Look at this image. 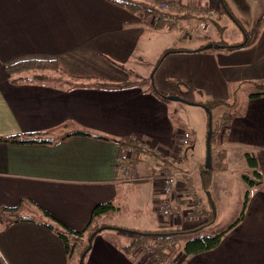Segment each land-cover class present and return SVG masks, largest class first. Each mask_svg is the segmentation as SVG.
Listing matches in <instances>:
<instances>
[{
    "label": "crops",
    "instance_id": "crops-1",
    "mask_svg": "<svg viewBox=\"0 0 264 264\" xmlns=\"http://www.w3.org/2000/svg\"><path fill=\"white\" fill-rule=\"evenodd\" d=\"M165 1L200 10L212 5L205 0ZM168 30L143 24L139 16L108 0H0V138L68 125L54 136L61 139L85 132L108 139L74 136L55 146L0 142V214L3 209L9 212L20 207L17 214L31 220L10 226L0 221V251L9 264H69L62 241L43 225L52 223L43 211L81 232L96 206L116 205L115 212L95 220V228L104 229L93 240L85 264H145L143 257L133 258L124 250L135 235L109 227L144 233L186 230L205 221L198 217L194 225H188L182 218L189 212V193L195 190L197 198L202 197L201 171L207 153L193 166L184 160L181 164L187 163L186 170L174 160L172 171L178 169L180 174L172 199V207L180 210L174 225L168 226L159 213L156 221L142 220L138 226H125V219L117 216L130 205L132 213L145 217L146 199L155 211L161 174L169 166L150 159V151H179L177 143L184 133L190 134V141L197 137L173 116L175 107L169 104L183 102H164L134 80L143 78L135 74L134 64H147L144 77L149 79L163 53L178 47L181 40L176 38L170 46ZM254 33L252 44L240 50L218 49L215 45L221 41L211 40L205 45H211L208 51L172 54L154 74L159 91L197 103L200 110V102L236 101L225 113L230 123L221 142L215 144L216 151L225 150L227 168L233 158L242 162L246 154L256 155L263 175L256 187L243 180L250 198L244 220L219 247L195 256L178 251L175 264H264V96L251 98L261 93L258 87H264V13ZM29 59L54 60L65 74L54 73L52 83L15 85L7 67ZM84 78L137 84L69 88L86 83L75 82ZM249 87L253 90L247 91ZM204 126L208 133L206 119L199 125L201 130ZM127 138L137 139L147 153L131 166V176L122 178L119 143Z\"/></svg>",
    "mask_w": 264,
    "mask_h": 264
},
{
    "label": "trees",
    "instance_id": "trees-1",
    "mask_svg": "<svg viewBox=\"0 0 264 264\" xmlns=\"http://www.w3.org/2000/svg\"><path fill=\"white\" fill-rule=\"evenodd\" d=\"M109 2L126 9L131 14L139 16L141 18V22L146 25H151L156 30H163V29H171L180 23L182 20L187 19H196V16H182L180 14L173 13L171 11H167L162 9V4L166 2L165 0H108ZM224 4V7L227 9L228 13L230 12L228 7L226 6L224 0H221ZM242 7L246 9V1L245 0H237ZM171 5L178 6L179 8L181 5L174 3V2H168ZM197 9V8H196ZM203 9V8H202ZM201 11L200 9H197ZM205 10V9H203ZM230 15L231 12H230ZM153 18H157L154 22H152ZM191 19V20H193ZM237 23L240 24V22L235 19ZM152 22V23H151ZM244 30V27H242ZM245 31V30H244ZM246 39L242 43H235V44H227L224 42H220L216 44V48L218 49H226L229 51L234 50H240L243 48H246L252 44V41L255 39L253 37L255 33L249 35L246 31ZM212 49L211 45L205 46L200 48L197 51H192L190 49H183V48H176V49H169L163 53L161 56L158 65L156 66L155 70L153 71L152 77L150 78V81L152 83L151 90L152 92L159 97L162 101L168 102L167 99L169 94L162 93L157 88L155 81H154V74L158 68V66L162 63L163 60H165L168 56L172 54L177 53H193V52H199V51H208ZM109 61L114 64L115 66L122 68L121 65L115 64L114 61L109 59ZM7 71L12 78V82L15 85L20 84H32V83H52L55 82L54 80V73H60L65 74L54 60H41V59H29V60H22L16 63H13L7 67ZM77 80V79H75ZM86 82L81 85L71 84L69 85V88H76V87H90L95 86L98 88H126L129 86H132L134 82H126L122 84L117 83H111V82H103L97 79L93 78H84V79H78V81L75 82ZM178 85H181V83L178 81ZM259 90H261V93L253 94L251 95V98L261 97L264 96V87L260 86L258 87ZM188 104L197 105V103L189 102ZM200 106L206 109L208 116H213L212 110L214 108H218L223 105H228L224 101H205L200 102ZM235 104L231 103L230 108L233 107ZM230 123V116L229 115H223L222 117H219L218 120L215 122L214 117L212 121V125L208 124V133L209 130L212 129V136L210 139V145H211V154L213 159V169L210 171H207L206 168H204L201 171V190L205 192H210L212 188L213 183V176L214 172H222L225 170V159H226V152L225 150H219L216 151L215 148V130L218 127H227ZM69 126H61L56 129L43 132V133H33V134H25L20 136H13V137H3L0 138L1 143H7V144H19V145H49V146H55L60 142L66 141L67 139L74 137V136H81V137H89L99 140H108L104 137L100 136H94L89 133L85 132H76L69 134L67 136H64L63 138L59 139L54 136V134L63 132L65 128H68ZM208 133H207V142H208ZM120 148L122 150V154L120 156V161L118 164V170H119V176L124 178L125 175L120 171L121 169L125 168L130 171L131 176V166L140 163L141 156L144 155V153H147V151L144 149L143 145L137 141V139L133 138H127L123 141H120L119 143ZM126 148H132L134 150V159L133 160H126L123 157V150ZM246 160L248 163L249 168L252 170L253 178L250 176H243V180L250 186V187H256L262 184L263 175L259 168V162L254 154H246ZM173 162V161H172ZM169 166V169H166L165 172L172 171L171 164L166 163L165 167ZM249 194L247 193L242 212L239 216V218L234 222L227 230L216 234L214 236H207V237H200V238H191L186 242L183 246L182 252L186 256H195L202 253L210 252L219 247L224 237L233 230L236 226H238L245 217V213L249 204ZM20 208V207H19ZM19 208L10 210L9 212L6 209H3L0 214V221H4L6 225L10 226L13 223L17 222H31V220L26 219L18 215ZM215 208H216V202H215ZM116 205L112 202L100 204L96 206L92 212V218L89 223V225L86 227L85 230L81 232L73 231L66 226H64L62 223L57 221L55 218H53L51 215H49L47 212L43 211L45 216L49 217L51 219L52 223H44L43 225L48 228L50 231L55 233L60 240L62 241L64 245L65 252L67 254V257L69 259V264H80L82 256L86 254L84 263L86 261L87 255L91 250L93 240L95 237L101 233L99 232L102 228H95V220L113 213L116 211ZM6 212V213H3ZM203 217L205 218L204 223L197 227H193L186 230H176V229H165V230H159V231H153V232H144L141 236H135L134 240L130 245L124 248L125 252L132 256L133 258H139L143 257L147 254L145 246L147 244H150L152 242L158 243V247L155 250V253L152 255H148L145 259V264H164L166 262H170L172 264L173 262V254L175 252L176 241L177 239L182 235L187 234H194L195 232L199 231L200 229H203L209 225L215 224L216 220V213H214L212 207L210 208H204L203 211ZM6 219V220H5ZM81 247V249H80ZM78 258L76 259V257Z\"/></svg>",
    "mask_w": 264,
    "mask_h": 264
},
{
    "label": "rangeland",
    "instance_id": "rangeland-1",
    "mask_svg": "<svg viewBox=\"0 0 264 264\" xmlns=\"http://www.w3.org/2000/svg\"><path fill=\"white\" fill-rule=\"evenodd\" d=\"M205 1L212 3V5L207 10L202 9L201 11L197 10L196 7L193 6H181L180 8L175 5L170 6L171 12L173 13L179 12L182 16H196V19L191 18L193 20H184L185 22L168 30L172 33L166 36L168 37V41L171 44L170 46L175 44L173 41L175 38V40H181V42L177 45V48L186 49L196 48L202 45L205 46L211 40H217L227 44L242 43L246 39L245 31L249 35L253 34L255 32V29L257 30L258 22L264 13V0H246V9L242 7V5L237 0H224L232 15H230V12L228 13L221 0ZM235 19H237L240 24L237 23ZM180 27H182L181 30L178 29ZM242 27H244L245 31ZM115 64L118 63L115 62ZM134 65V67L136 68L134 70L135 74H138L139 77H143L141 79H137L136 77H134V80L137 81L138 84L140 83L144 88H151L152 83L150 81V78L147 79L146 77H144L148 74L147 64L138 61L137 64ZM135 81L134 83H136ZM252 90L253 88L251 87L247 88V91ZM256 91L260 92L261 90ZM224 102L228 105H223L212 110L215 122L219 117L227 115L225 113L230 108L231 102L230 100ZM236 103V101H233V104L236 105ZM172 104L175 107L173 116H175L176 120L178 119L184 128L190 129L197 133V137L194 136L190 141V145L186 146L182 152L183 160H186L190 166H193V164L197 163V160L201 159V155L206 156L208 148L206 133L207 128L205 130L204 126V129L202 128L201 130L199 125L201 124V122H203L204 119H206L207 124H209L210 117L208 116V113L204 108L203 110H200V108H197V106L184 102L170 103L169 105ZM199 132L201 133L199 134ZM215 143H218L216 139ZM150 159H152L151 156ZM155 161L160 162V159L158 158V160ZM187 163L184 165L180 163V167L186 170L188 168L186 167ZM152 168L153 166L150 169ZM247 170L250 171L246 159L242 160L241 162L238 159L233 158L231 159L228 168L225 166L224 171L214 172L210 193L214 202H216L215 224L200 229L194 234L180 236L176 241L177 247H175V252L172 256V264H175V256H177L178 251H181L183 249L184 244L188 242L189 236H193L192 239L214 236L227 230L234 222H236L242 212L246 197L245 194L247 193L242 175L245 174L253 178L252 172L247 173ZM189 194L191 195V199H189V201L187 202V207L189 206L190 202L194 203L193 201H195V197L199 196V194H197L195 190L191 191ZM201 196V201H204L205 206L207 208H210L208 198L203 190ZM197 200H199V198H197ZM147 202H149L147 199L143 201L142 207L145 206V217L143 218H141V214L138 215L132 213V206L130 205L129 207L124 208L125 210L123 209L120 214H117V216H119V219H125V223H123L125 224V226H138L139 222L142 220H147L149 222L153 220L156 221L158 214L156 210L157 206L155 205V212L149 204H146ZM187 213L189 214L190 212ZM187 215L182 219L183 222L187 223L188 225H194L193 223H195V221H197L199 218H201L203 221L205 219L203 216L197 214L196 216L197 218H199H196L194 221L189 222L186 219ZM77 258L78 256L76 257V259Z\"/></svg>",
    "mask_w": 264,
    "mask_h": 264
},
{
    "label": "built area",
    "instance_id": "built-area-1",
    "mask_svg": "<svg viewBox=\"0 0 264 264\" xmlns=\"http://www.w3.org/2000/svg\"><path fill=\"white\" fill-rule=\"evenodd\" d=\"M161 6H162V9L171 11L170 4L167 1L164 2ZM155 20H157V18H153L152 22H154ZM225 130H226L225 127H224V130H223V127L216 128L214 136H215V139L218 141V143H220L221 140L223 139ZM190 138L191 136L189 133L186 132L183 134V136L179 139L177 143L179 147V151H175L176 149L174 150L172 148H168V149L167 148H154L153 150L150 151V156L152 159H155V160H158L159 158L161 163L159 161H156V162L161 165H165L166 163L171 162L170 164L172 167L174 164H177L174 162L175 159H177L176 161H178V163H182L184 161L182 150L186 146L190 145ZM134 154L135 153L132 148H126L123 150V157L126 160H130V161L133 160ZM120 171L125 175V177L130 176V171L128 169L123 168ZM179 175H180L179 171L177 172L170 171V172H165L161 174L162 187H161V193L159 195L160 197L158 201L156 202L157 211L160 214L161 219L165 223H167L168 226H169V223L174 225L177 222V219L180 215V210L176 208L174 209L172 207V199H173L174 192L176 190ZM193 202L194 203L190 202L189 207H188V210L190 213L187 215L186 219L189 222L194 221L197 218L196 216L197 214H199L200 216H203V211L205 208L204 203L201 201V199L197 200V197H195V201ZM158 246L159 245L156 242H152L145 246L147 254L143 256L144 261L148 255L150 256L155 253V250ZM0 264H9L5 256L1 253V251H0ZM164 264H171V263L166 262Z\"/></svg>",
    "mask_w": 264,
    "mask_h": 264
},
{
    "label": "water",
    "instance_id": "water-1",
    "mask_svg": "<svg viewBox=\"0 0 264 264\" xmlns=\"http://www.w3.org/2000/svg\"><path fill=\"white\" fill-rule=\"evenodd\" d=\"M167 99L169 101H174V102H185L188 104L187 101L183 100L182 98L180 97H177V96H168ZM212 121H213V116L210 115V118H209V124L210 126L212 125ZM211 136H212V129L209 130V133H208V151H207V163H206V170L207 171H210L213 169V159H212V154H211V145H210V139H211ZM206 196L208 198V201H209V204L211 205L214 213H216V208H215V202L212 198V195L210 192H206ZM104 228L100 229L99 232H101ZM107 229H116V230H120V231H125V232H128V233H131L135 236H141L143 235L142 233L140 232H136V231H132V230H126V229H119V228H107ZM87 253H85L82 258H81V261H80V264H83L84 263V259H85V256H86Z\"/></svg>",
    "mask_w": 264,
    "mask_h": 264
}]
</instances>
